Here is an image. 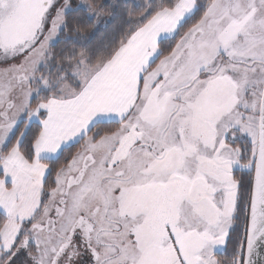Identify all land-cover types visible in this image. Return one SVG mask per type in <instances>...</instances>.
Returning <instances> with one entry per match:
<instances>
[{"label": "snow or ice", "instance_id": "snow-or-ice-1", "mask_svg": "<svg viewBox=\"0 0 264 264\" xmlns=\"http://www.w3.org/2000/svg\"><path fill=\"white\" fill-rule=\"evenodd\" d=\"M108 7L0 0V264H264V0Z\"/></svg>", "mask_w": 264, "mask_h": 264}, {"label": "trees", "instance_id": "trees-1", "mask_svg": "<svg viewBox=\"0 0 264 264\" xmlns=\"http://www.w3.org/2000/svg\"><path fill=\"white\" fill-rule=\"evenodd\" d=\"M137 1H138L137 3H141L142 2V0H137ZM80 2H81L80 0H71V3L73 4V6H75L76 4H78ZM133 2L136 3L133 0H127L128 7H132L133 6ZM108 4H109V7H108L107 10L109 12H111L113 10V7H115V11L117 13V18L116 19H112V22L108 25V30L110 31L112 28L116 27L119 23H121V20L123 18H125L124 17L125 0H108ZM109 19H111V18H109ZM104 33H105L104 24H101L100 31L96 34V36H94L92 38V42L93 43L98 42L102 38ZM62 47H64V44L62 42L58 43L56 45V50L59 51V49L62 48ZM72 151H75V148H73ZM65 155H67V153H65ZM61 160H63V157L61 158ZM230 250H231V247L229 246V251Z\"/></svg>", "mask_w": 264, "mask_h": 264}, {"label": "rangeland", "instance_id": "rangeland-1", "mask_svg": "<svg viewBox=\"0 0 264 264\" xmlns=\"http://www.w3.org/2000/svg\"><path fill=\"white\" fill-rule=\"evenodd\" d=\"M81 1V0H80ZM133 1H135L136 3L138 2L137 0H133Z\"/></svg>", "mask_w": 264, "mask_h": 264}]
</instances>
